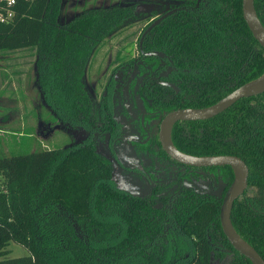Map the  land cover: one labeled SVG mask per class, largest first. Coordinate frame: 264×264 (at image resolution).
Listing matches in <instances>:
<instances>
[{"label": "trees", "instance_id": "trees-1", "mask_svg": "<svg viewBox=\"0 0 264 264\" xmlns=\"http://www.w3.org/2000/svg\"><path fill=\"white\" fill-rule=\"evenodd\" d=\"M254 1L264 26V0ZM52 2L15 0L8 6L7 0H0L4 15L8 9L13 11L8 21L0 20V51L37 47L40 84L59 107H65L69 99L75 110L86 101L83 75L92 51L108 33L128 21L154 16L155 11L115 6L89 12L58 28L52 19ZM211 12L217 14L215 18L228 13L231 18L221 23H231L229 30L233 31L221 33V25L209 19L200 26L204 33H216L217 45L231 40L233 85L217 93L218 99L264 74V48L243 17L242 0H217ZM162 26L155 31L160 33ZM195 40L191 39L184 59L196 51ZM246 60L248 65L237 73ZM186 127L209 140L190 145L181 138L182 129L188 132ZM201 127L205 132L200 134ZM173 142L192 155L233 154L244 159L249 167L248 185L255 194L235 201L231 220L237 233L264 258V213L246 203L264 205V92L241 98L212 119L175 123ZM223 168L232 182V168ZM111 172L110 159L89 147L11 155L0 152V264H182L180 255L188 246L149 245V232L154 228L149 222L150 207L137 205L135 197L117 189ZM219 210L206 201L184 223L185 232L196 237V255L185 264L210 263L207 233L218 230L225 237ZM11 241L24 246L28 254L6 258ZM237 258L238 264H252L240 254Z\"/></svg>", "mask_w": 264, "mask_h": 264}, {"label": "flooded vegetation", "instance_id": "flooded-vegetation-1", "mask_svg": "<svg viewBox=\"0 0 264 264\" xmlns=\"http://www.w3.org/2000/svg\"><path fill=\"white\" fill-rule=\"evenodd\" d=\"M216 2L217 0H148L144 11H155V15H146L142 33H134L137 35V56L127 58V55L135 52V38L130 33L129 36H124L126 39L131 38L117 52L114 58V62H117V66H114V78L112 75L108 80L98 103L88 100L86 96L85 104L79 103L75 110L71 102L65 107L64 113L53 110L56 118L74 135H69L64 149L89 147L108 157L114 186L135 197L137 205L151 209L149 222L154 228L149 232L148 244L159 247L170 244L188 246L180 255L182 264L190 262L196 255V237L185 232L184 223L192 219L193 213H197L206 201L221 208L224 197L236 179V172L230 165L194 166L172 158L161 140L162 121L168 113L211 106L233 91L217 99V93H222L233 85L231 40L228 38L225 45H217L216 33H204L200 30L202 22L209 19L216 26L221 25V33H233L229 30L231 23H221V19L228 21L231 18L228 13L218 14L220 16L215 18L217 14L211 12ZM128 5L137 11L143 8H136L135 4ZM166 13L169 14L148 33H143L154 20ZM159 25H163L160 33L155 31ZM110 34L112 33H108L104 40ZM193 37H196L197 49L194 54L187 53V59H184L182 56L190 47ZM101 44L89 57L95 54ZM89 57L86 64L90 63ZM247 65L248 60L239 67L237 73ZM117 70L119 73H116ZM83 86L84 79L82 88ZM216 116L199 120H178L170 126L169 133H166L174 144L175 123L204 121ZM191 132V127L188 132L182 129L181 135L190 145H200L201 139L209 140L205 136L197 137V131L192 132L194 135ZM202 132H205L203 127L200 128V134ZM224 166L232 168V182ZM248 193L254 197L255 190L249 187L247 179L245 190L235 201L246 198ZM246 203L254 211L264 213V205L258 207L248 200ZM225 237L218 230L213 235L207 233L209 264H238L235 258L239 254L248 259Z\"/></svg>", "mask_w": 264, "mask_h": 264}, {"label": "rangeland", "instance_id": "rangeland-1", "mask_svg": "<svg viewBox=\"0 0 264 264\" xmlns=\"http://www.w3.org/2000/svg\"><path fill=\"white\" fill-rule=\"evenodd\" d=\"M147 3L148 0H53L51 12L52 19L60 28L89 12L128 4H135L136 8L143 7L141 10H144ZM145 22L144 17L142 21L131 20L124 23L112 31L95 54L89 57L90 63L85 67L82 88L88 100L97 103L100 100L114 73V66H117L114 58L130 40L131 37H124L130 33L135 38V52L127 55V51H123L127 58L137 56L136 37L142 33ZM39 53L37 47L0 51V152L4 155L42 149L63 150L69 135H73L53 113V110L64 113L69 99H66L65 107H59L40 84ZM118 76L119 74L115 75ZM118 153L123 158L121 152ZM9 249L11 251L6 258L28 254L24 246L13 241L10 242ZM235 260L239 262L238 258Z\"/></svg>", "mask_w": 264, "mask_h": 264}, {"label": "water", "instance_id": "water-1", "mask_svg": "<svg viewBox=\"0 0 264 264\" xmlns=\"http://www.w3.org/2000/svg\"><path fill=\"white\" fill-rule=\"evenodd\" d=\"M243 17L252 32L255 39L264 48V26L260 21L255 8L254 0H242ZM169 13H166L156 20H154L145 30L144 34L148 33L154 26H156L162 19H164ZM264 92V74L259 78L250 81L229 94L220 99L218 102L205 108L197 109H180L168 113L162 121L161 140L167 153L174 159H177L183 163L194 166H221L230 165L236 169L239 168L241 176L236 179L234 185L228 191L224 197L220 208V222L226 237L232 244V246L241 254L246 256L252 264H264V258L258 253V251L246 242L235 230L232 220L231 212L234 205V201L245 190L248 179V166L245 161L237 155H212V156H194L180 152L172 143L168 137L167 127L178 120H199L207 119L223 112L236 101L241 98L257 95Z\"/></svg>", "mask_w": 264, "mask_h": 264}, {"label": "built area", "instance_id": "built-area-1", "mask_svg": "<svg viewBox=\"0 0 264 264\" xmlns=\"http://www.w3.org/2000/svg\"><path fill=\"white\" fill-rule=\"evenodd\" d=\"M15 2V0H7V5L11 6L13 5ZM13 16V11L11 9H8L7 14L4 15L1 11H0V20L1 21H8L11 17Z\"/></svg>", "mask_w": 264, "mask_h": 264}, {"label": "bare ground", "instance_id": "bare-ground-1", "mask_svg": "<svg viewBox=\"0 0 264 264\" xmlns=\"http://www.w3.org/2000/svg\"><path fill=\"white\" fill-rule=\"evenodd\" d=\"M170 131V125L167 127V132L169 133ZM237 172V180H239L240 176H241V171L239 168L236 169Z\"/></svg>", "mask_w": 264, "mask_h": 264}]
</instances>
